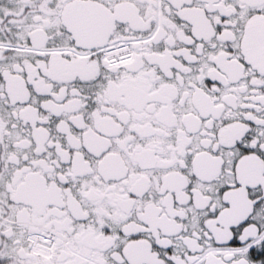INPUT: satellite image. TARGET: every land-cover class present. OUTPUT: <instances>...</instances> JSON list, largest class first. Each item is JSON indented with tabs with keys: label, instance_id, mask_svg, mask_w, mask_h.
Returning <instances> with one entry per match:
<instances>
[{
	"label": "snow or ice",
	"instance_id": "obj_1",
	"mask_svg": "<svg viewBox=\"0 0 264 264\" xmlns=\"http://www.w3.org/2000/svg\"><path fill=\"white\" fill-rule=\"evenodd\" d=\"M0 264H264V0H0Z\"/></svg>",
	"mask_w": 264,
	"mask_h": 264
}]
</instances>
